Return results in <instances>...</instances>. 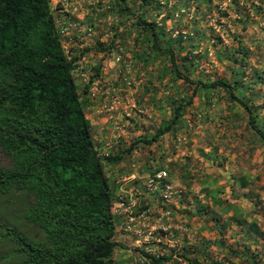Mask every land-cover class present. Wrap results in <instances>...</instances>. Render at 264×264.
Instances as JSON below:
<instances>
[{"label": "rangeland", "instance_id": "374dc122", "mask_svg": "<svg viewBox=\"0 0 264 264\" xmlns=\"http://www.w3.org/2000/svg\"><path fill=\"white\" fill-rule=\"evenodd\" d=\"M158 1L163 8L157 21L165 19L166 39L185 35L184 47L198 57L199 67L186 75L203 81H230L234 65L229 58L241 45L247 50L244 82L251 87L241 88L238 94L261 106L264 117V80L253 85L257 71L264 76V11L257 14L253 7L262 0ZM138 4L129 2L130 15L138 11ZM51 5L66 53L70 57L84 54L75 71L80 91L94 75V68L102 66V76L90 87L93 106L86 109L102 156L123 150L137 138H150L171 120V101L184 95L183 81H172L169 60L163 63L148 58L146 63L135 57L147 45L136 46L140 32L131 27L135 21L124 23V17L111 8L114 0H52ZM154 8L147 7L146 19L154 18ZM113 43L111 52L100 51ZM180 53L185 56L186 51ZM182 120L177 132L139 148L120 164L105 163L108 176L116 180L117 194L138 189L153 175L148 167L161 164L172 172L168 180L174 190L170 201L154 200L157 214L171 211L169 218L152 221L165 233L159 229L150 238L148 233L137 238L117 228L115 238L126 249L117 250L114 257L118 259L122 252L124 264H153L144 253L149 249L152 256L160 253L171 258L164 264H264L263 243L248 232L252 222L264 231V144L252 142L247 112L234 107L225 92L215 98L205 93L187 108ZM0 162L8 166L1 152ZM241 178L247 187L242 186ZM140 193L145 195L143 190ZM231 205L238 207L245 224L234 221L225 225L233 215V211L226 213ZM24 209L21 199L5 197L0 207L4 223L19 216L22 226ZM5 242L7 251H13L12 238ZM173 251L177 253L171 257Z\"/></svg>", "mask_w": 264, "mask_h": 264}, {"label": "trees", "instance_id": "16d2710c", "mask_svg": "<svg viewBox=\"0 0 264 264\" xmlns=\"http://www.w3.org/2000/svg\"><path fill=\"white\" fill-rule=\"evenodd\" d=\"M51 1L0 0V152L8 163L4 166L0 162V207L9 195L25 204L22 226L19 216H11L10 223L5 224L0 212V264H112L116 251L126 248L115 238L119 220L114 216L113 204L118 194L106 162L118 165L139 148L177 132L187 108L205 93L215 98L225 92L234 107L247 112V132L253 143L264 144V117L261 106L238 94L241 88L251 87L244 82L248 52L242 45L229 58L234 65L230 81L194 79L186 71L199 67L198 57L184 47L185 35L166 39L165 19L157 21L163 8L158 0H136L138 11L133 16L129 13V2L133 0H114L111 8L124 17V23L135 21L131 27L140 32L136 46L147 45L143 54L135 57L146 63L148 58L163 63L169 60L172 81L182 80L185 89L184 95L171 101V120L154 135L137 138L123 150L102 156L86 113L93 106L90 87L102 76V66L94 68V75L80 91L75 71L84 54L81 51L80 56L70 57L66 53ZM153 5L154 18L148 20L147 7ZM253 7L260 14L264 0ZM239 20L246 21L241 17ZM114 47L113 43L100 51L108 53ZM181 50L186 51L185 56H181ZM255 76L253 85L264 80L259 71ZM148 168L153 174L162 170L169 178L172 174L163 164ZM240 181L243 187L248 186L244 178ZM238 210L234 205L226 208V213L233 211V215L225 225L244 221ZM248 232L256 234L264 248V231L256 223L249 224ZM9 237L16 244L11 252L5 242ZM146 256L153 264L171 259ZM251 259L255 261V257Z\"/></svg>", "mask_w": 264, "mask_h": 264}, {"label": "built area", "instance_id": "2783aa9c", "mask_svg": "<svg viewBox=\"0 0 264 264\" xmlns=\"http://www.w3.org/2000/svg\"><path fill=\"white\" fill-rule=\"evenodd\" d=\"M168 179L167 171L162 170L153 174L138 188L141 192L143 190L146 196L136 188L130 191L123 190L119 193L113 204L114 216L119 220L117 228L128 234H136L137 238H143L147 233L150 238L159 229L164 234L162 228H155L152 221L157 222L160 220L159 222H161L171 215V211L168 210H165L162 214L161 212L157 214L156 203H154L157 198H162L165 202H168L174 195L172 184ZM146 251L144 253L153 255L151 250L147 249ZM163 255L157 253L153 257L159 259Z\"/></svg>", "mask_w": 264, "mask_h": 264}, {"label": "crops", "instance_id": "0c3cea01", "mask_svg": "<svg viewBox=\"0 0 264 264\" xmlns=\"http://www.w3.org/2000/svg\"><path fill=\"white\" fill-rule=\"evenodd\" d=\"M122 252H119V258L118 259H116L115 258V263L114 264H124V262H122V258L124 257V256H122Z\"/></svg>", "mask_w": 264, "mask_h": 264}, {"label": "clouds", "instance_id": "9594fccd", "mask_svg": "<svg viewBox=\"0 0 264 264\" xmlns=\"http://www.w3.org/2000/svg\"><path fill=\"white\" fill-rule=\"evenodd\" d=\"M117 252V251H116ZM114 263H115V257H114ZM114 263H112V264H114Z\"/></svg>", "mask_w": 264, "mask_h": 264}]
</instances>
